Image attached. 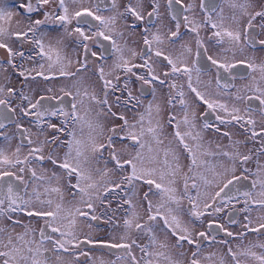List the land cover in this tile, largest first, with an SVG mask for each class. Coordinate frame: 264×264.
Segmentation results:
<instances>
[{"label":"snow or ice","instance_id":"snow-or-ice-1","mask_svg":"<svg viewBox=\"0 0 264 264\" xmlns=\"http://www.w3.org/2000/svg\"><path fill=\"white\" fill-rule=\"evenodd\" d=\"M0 264H264V0H0Z\"/></svg>","mask_w":264,"mask_h":264}]
</instances>
